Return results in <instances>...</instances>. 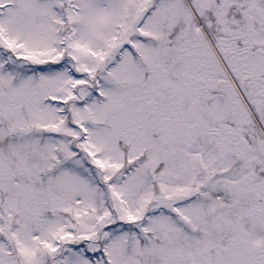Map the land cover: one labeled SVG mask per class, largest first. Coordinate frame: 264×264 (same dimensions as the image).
Here are the masks:
<instances>
[{"label":"snow or ice","instance_id":"1","mask_svg":"<svg viewBox=\"0 0 264 264\" xmlns=\"http://www.w3.org/2000/svg\"><path fill=\"white\" fill-rule=\"evenodd\" d=\"M0 264H264V0H0Z\"/></svg>","mask_w":264,"mask_h":264}]
</instances>
